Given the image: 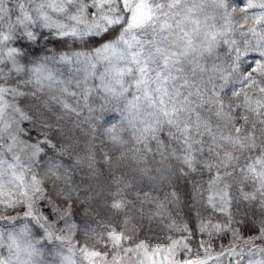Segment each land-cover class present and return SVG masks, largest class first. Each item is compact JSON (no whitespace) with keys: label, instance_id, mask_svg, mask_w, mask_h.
<instances>
[{"label":"snow or ice","instance_id":"1","mask_svg":"<svg viewBox=\"0 0 264 264\" xmlns=\"http://www.w3.org/2000/svg\"><path fill=\"white\" fill-rule=\"evenodd\" d=\"M0 264H264V0H0Z\"/></svg>","mask_w":264,"mask_h":264}]
</instances>
